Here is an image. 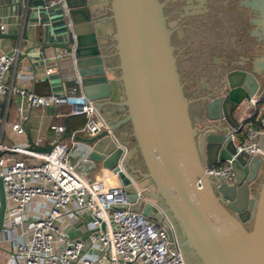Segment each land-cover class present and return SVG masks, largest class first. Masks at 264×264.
I'll use <instances>...</instances> for the list:
<instances>
[{"label":"water","instance_id":"water-1","mask_svg":"<svg viewBox=\"0 0 264 264\" xmlns=\"http://www.w3.org/2000/svg\"><path fill=\"white\" fill-rule=\"evenodd\" d=\"M63 1L69 21L76 5ZM106 4L111 54L102 52L90 24L84 37L68 28L64 45L73 57L77 86L84 96L69 102L91 101L107 125L101 134L84 139L86 159L115 176L133 210L166 230L169 245L176 243L185 264H264V155H236L232 184L204 172L235 155L231 136L250 97L264 101V0H239V8L250 15L247 71H229L224 80L227 90L204 98L203 113L190 110L196 100L183 88L171 41L174 23L166 22L165 3ZM86 10L85 20L90 18ZM110 57L116 64L108 62ZM201 79L198 74L196 81ZM259 147L264 151V135ZM28 148L35 149L32 141ZM5 211L0 177V231Z\"/></svg>","mask_w":264,"mask_h":264},{"label":"built area","instance_id":"built-area-1","mask_svg":"<svg viewBox=\"0 0 264 264\" xmlns=\"http://www.w3.org/2000/svg\"><path fill=\"white\" fill-rule=\"evenodd\" d=\"M55 5H60L66 11L63 0H49L48 6ZM68 26L70 28L69 23ZM3 28L4 25L0 24V31ZM70 42L74 44L73 39ZM18 52L17 48L0 51V98L3 107L14 98L24 101L30 108L64 105L70 103L73 97L84 98L80 91L79 94L63 90L40 95L14 85L9 72ZM69 55L71 53L63 49L51 59ZM52 70L48 67L46 74ZM262 99L251 96L245 103L240 124L231 136L235 143V155L205 168L204 172L232 184V160L236 155L246 153L257 156V152L264 155L259 147V138L264 135V115L261 116L258 108ZM72 105V115L85 117L81 132L92 137L107 130L105 121L91 101L86 99L83 105ZM11 129L18 135L25 132L19 122L12 124ZM50 129L55 137L48 152L40 153L27 148L22 152L29 160H16L7 154H0V177L3 178L6 194V211L10 213L11 210V219L7 221L9 228L3 223L0 231V246L5 243L11 245L9 261L5 264H96L91 258L94 252L109 264H185L176 243L174 247L169 245L166 230L141 212L133 210L118 183L88 180L75 171V166L69 161V152L75 145L76 133H72L68 144H65L56 137L65 128L52 125ZM13 150L21 151L20 148L0 143V152ZM43 201L52 202L44 215H27L32 202ZM72 201L75 212L67 213L66 208ZM9 203L12 204L10 210ZM123 204L128 206L120 209L114 207ZM76 212L87 214L93 227L83 230L79 237L70 238L59 224L68 221L67 215Z\"/></svg>","mask_w":264,"mask_h":264},{"label":"crops","instance_id":"crops-1","mask_svg":"<svg viewBox=\"0 0 264 264\" xmlns=\"http://www.w3.org/2000/svg\"><path fill=\"white\" fill-rule=\"evenodd\" d=\"M49 0H0V24L4 25L0 35V51L7 52L18 49L16 61L12 64L9 77L12 83L18 87L31 89L37 94L46 95L50 92H75L79 94L78 77L71 55L57 58L60 50L69 40L67 34L68 20L64 9L60 5L48 6ZM52 68L50 74H46L47 68ZM73 105H53L48 107L30 108L20 99H12L7 106L2 105L0 98V143L7 147L20 148L0 152L2 155L12 156L13 159L29 160L22 151L28 148V142L32 141L35 149L44 153L55 134L50 129L52 125L63 126L65 131L57 135V140L68 144L69 137L76 133V142L69 152V161L75 166V171L88 180H104L111 184L117 183L114 175L102 168L98 163L88 161L85 153L84 139L88 136L81 132L83 125H79L80 118L72 117ZM264 110L261 111V116ZM85 118V117H84ZM21 123L25 129L24 134L18 135L11 126ZM52 205L51 201L32 202L28 206L27 215L42 216ZM9 210L12 204L9 203ZM66 212H75V204L72 201L66 208ZM11 213V210H10ZM9 211H6L4 224L9 228ZM68 221L59 225L71 238L82 235L83 230L93 227V222L87 214L76 212L67 215ZM13 220V219H12ZM4 233V232H3ZM1 233V234H3ZM0 264L9 261L11 245L9 243L0 246ZM91 258L96 264H109L100 259L99 253L94 252Z\"/></svg>","mask_w":264,"mask_h":264},{"label":"flooded vegetation","instance_id":"flooded-vegetation-1","mask_svg":"<svg viewBox=\"0 0 264 264\" xmlns=\"http://www.w3.org/2000/svg\"><path fill=\"white\" fill-rule=\"evenodd\" d=\"M68 1L76 5L72 9V19L68 21L70 28L77 29L84 37L90 24L102 52L111 54L108 0ZM160 1L165 3L163 13L167 24L174 23L172 28L169 27L171 41L185 94L196 100L190 110L203 113L207 101L204 98L219 97L227 90L224 80L229 71H247L252 48L247 25L250 15L246 9L239 8V0ZM86 8L90 16L87 20L84 19ZM212 54L219 57L212 58ZM108 62L116 64V58L110 57ZM198 74L204 79L196 81ZM256 80L261 84L258 77Z\"/></svg>","mask_w":264,"mask_h":264},{"label":"trees","instance_id":"trees-1","mask_svg":"<svg viewBox=\"0 0 264 264\" xmlns=\"http://www.w3.org/2000/svg\"><path fill=\"white\" fill-rule=\"evenodd\" d=\"M76 116H78V117L80 118V123H79V125L84 124V122H85V118H84V116H83V115H72V117H76ZM255 126H258V125L256 124Z\"/></svg>","mask_w":264,"mask_h":264},{"label":"rangeland","instance_id":"rangeland-1","mask_svg":"<svg viewBox=\"0 0 264 264\" xmlns=\"http://www.w3.org/2000/svg\"><path fill=\"white\" fill-rule=\"evenodd\" d=\"M258 108L260 111L264 110V101L261 102L259 105H258ZM0 251L2 252V250L0 249Z\"/></svg>","mask_w":264,"mask_h":264}]
</instances>
